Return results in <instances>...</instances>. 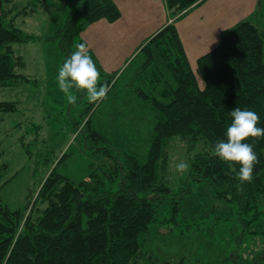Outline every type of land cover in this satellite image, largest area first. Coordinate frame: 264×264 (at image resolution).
<instances>
[{
  "label": "trees",
  "instance_id": "trees-1",
  "mask_svg": "<svg viewBox=\"0 0 264 264\" xmlns=\"http://www.w3.org/2000/svg\"><path fill=\"white\" fill-rule=\"evenodd\" d=\"M6 1L0 0V86H17L26 78L15 71L18 57L11 45L33 36L7 18ZM203 1L165 0L171 21L141 47L145 60L136 71L137 80L147 78L156 87L164 75L161 59L170 74L168 84L174 83L168 101L133 87L155 112L146 158L116 152L110 140L86 121L85 140L104 155L109 175L93 169L75 183L52 170L29 189L28 201L37 193L27 215L29 202L16 209L0 202V264H130L138 255L140 235L156 221L157 205L163 201L178 205L192 192L189 181L206 183L217 197L236 204L243 224L259 218L258 207L264 203V138H247L258 156L250 182L239 183L235 171L212 151L216 141L225 138L232 108L256 111L264 125V29L253 19H244L223 31L218 43L196 59L199 84L174 23ZM120 16L114 0H74L54 37L63 62L83 41L80 34L86 24L99 19L113 22ZM19 103L0 100V113L15 112ZM175 136L188 141L190 149L198 143L202 147L188 158V180L171 190L161 167L165 145ZM114 177L117 188H105L106 179ZM223 263L264 264V248L250 257L231 253Z\"/></svg>",
  "mask_w": 264,
  "mask_h": 264
},
{
  "label": "rangeland",
  "instance_id": "rangeland-1",
  "mask_svg": "<svg viewBox=\"0 0 264 264\" xmlns=\"http://www.w3.org/2000/svg\"><path fill=\"white\" fill-rule=\"evenodd\" d=\"M205 1L191 6L181 19ZM73 2L7 0L4 5L7 18L33 36L25 42L11 45L14 56L18 57L15 71L20 72L25 58L28 62V75L22 73L26 79L17 86H0V100L20 101L15 112L0 113V202L11 209L23 208L29 202L26 215L37 193L31 194V201H28L29 189L34 188L52 170L75 183L85 179L93 169L109 175L111 170L107 168L104 155L85 140L84 133L87 132L83 133L82 126L86 121L92 129L110 140L116 152H136L146 158L152 127L156 122L155 112L150 109L148 101L136 96L133 87L149 90L165 101L172 97L170 86L174 83L168 84L170 74L165 72L161 59L158 62L164 75L163 79L158 80V85H154L156 87L147 78L137 80L136 71L145 60L140 51L144 43L119 75L104 72L91 54L104 73L100 76V82L109 87L106 97L91 101L86 92L75 87L70 88L68 93L61 91L56 76L63 64V55L54 37ZM226 2L227 9H236L239 5L235 15H232L233 23L211 26V32L206 33L209 35L207 40H204V35L200 37V30L206 28L208 22L202 20V23H196L197 19L193 20L189 31H182L184 44L174 23L184 54L199 84L202 81L195 62L192 65L189 62V59L195 58L191 59L187 54L213 47L223 31L244 19H253L259 29H264V0ZM200 38L202 44L198 47L202 48L198 49L197 40ZM108 79L109 83L104 82ZM68 95L76 96L74 103L68 101ZM201 147L202 144L198 143L190 149L189 142L178 136L167 142L161 177L171 190L188 180V170L179 173L176 163L180 160L189 161V156ZM4 162H7L5 167ZM117 182V177L112 180L107 178L105 188L116 189ZM189 183L192 192L178 205L169 201L157 205L156 221L140 235L138 255L130 264H165L175 261L178 264H224V258L231 253L250 257L264 248L263 201L258 207L261 210L259 218L243 224L236 204L217 197L206 183Z\"/></svg>",
  "mask_w": 264,
  "mask_h": 264
},
{
  "label": "crops",
  "instance_id": "crops-1",
  "mask_svg": "<svg viewBox=\"0 0 264 264\" xmlns=\"http://www.w3.org/2000/svg\"><path fill=\"white\" fill-rule=\"evenodd\" d=\"M207 1L197 8H193L194 10L188 12L184 18L175 22L183 44L185 42L182 33L185 30L189 31V25L193 20L197 19L196 23H202V20L208 22L207 27L200 30V34L202 33L200 37L206 36L204 40L209 37L206 33L211 32L209 30L211 26L233 23L234 17L232 15H235L239 5L236 9L230 7L227 9L228 2L226 1L228 0ZM114 2L121 11V16L113 22L106 19L92 22L83 29L81 37L87 42L88 49L95 56L103 71L108 74L116 73L119 75V72L125 70L131 57L138 52L143 42L160 30L168 21H171V18L168 19L165 0H114ZM187 20L189 21L188 24ZM201 40V38L197 40V47L202 44ZM213 47H206L198 53L187 54L189 58H195L194 60L189 59L190 64L195 62L196 66L195 60L198 56ZM201 48L198 47V49ZM25 59V63L19 68V73L28 75V62ZM29 60L31 61V59Z\"/></svg>",
  "mask_w": 264,
  "mask_h": 264
},
{
  "label": "clouds",
  "instance_id": "clouds-1",
  "mask_svg": "<svg viewBox=\"0 0 264 264\" xmlns=\"http://www.w3.org/2000/svg\"><path fill=\"white\" fill-rule=\"evenodd\" d=\"M100 70L88 50L86 41L76 45V49L64 60L57 71V84L61 91L68 93L75 87L86 92L89 100L96 101L107 96L109 87L100 82ZM76 96L68 95V101L74 103ZM231 122L227 125L224 136L213 146L212 154L229 164L235 171L238 182L251 181L253 170L258 163V156L254 145L247 138H264V125L259 123L260 115L249 108H232L229 112ZM239 164V169H236ZM176 170L183 174L190 169L191 164L187 160H180L175 165Z\"/></svg>",
  "mask_w": 264,
  "mask_h": 264
}]
</instances>
